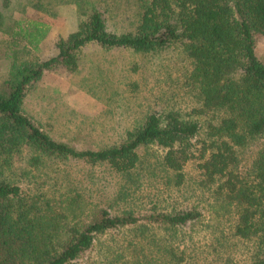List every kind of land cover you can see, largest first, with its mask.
I'll return each instance as SVG.
<instances>
[{
  "label": "trees",
  "instance_id": "1",
  "mask_svg": "<svg viewBox=\"0 0 264 264\" xmlns=\"http://www.w3.org/2000/svg\"><path fill=\"white\" fill-rule=\"evenodd\" d=\"M136 2L135 26L122 31L110 29L106 10L80 5L83 18L77 29L60 38L58 53L45 60L21 53L39 50L50 25L38 19L15 20L13 60L0 83V264H84L81 259L97 238L112 229L146 223L174 232L197 220L201 212L194 208L138 214L112 213L100 206L84 211L77 205L70 206L75 218L63 221L65 214L45 194L24 192L21 176L49 161L106 163L127 172L137 166L139 148L151 144L165 149L163 162L175 172L176 183L183 181L190 159L201 160L202 184L217 183V193L235 207V234L256 241L249 264H264V143L252 165L238 169V148L264 135V61L255 51V34L264 35V0ZM33 3L47 9L41 1ZM6 22L0 8V30ZM90 43L140 53L181 46L192 63L188 77L202 100L196 113L219 114L217 122L208 123L202 146L194 142L202 123L174 109L149 112L126 129L121 140L97 149H79L37 124L25 111L27 92L46 71L77 70L82 49ZM20 168L22 173L17 172ZM171 253L177 261L184 259L183 253Z\"/></svg>",
  "mask_w": 264,
  "mask_h": 264
},
{
  "label": "rangeland",
  "instance_id": "2",
  "mask_svg": "<svg viewBox=\"0 0 264 264\" xmlns=\"http://www.w3.org/2000/svg\"><path fill=\"white\" fill-rule=\"evenodd\" d=\"M41 1L47 9L33 2ZM80 5L105 11L111 30L133 28L136 0H0L7 22L0 30V83L12 64V26L19 18L38 19L50 25L39 50L21 56L48 59L58 53L57 41L75 31L83 18ZM255 51L264 61V35L255 34ZM191 60L181 46L140 53L129 48H104L96 43L83 47L79 68L46 71L27 92L24 107L33 120L53 137L79 149H97L113 143L125 130L141 123L151 111L174 109L185 118L202 123L194 139L198 147L208 139L207 125L217 122L218 112L197 114L202 106L199 89L189 79ZM264 143V135L238 148V169L246 171ZM140 160L130 171L109 164L83 160H53L31 169L22 179L24 192L45 194L63 221L75 218L72 208L98 206L112 213L194 208L197 220L173 230L159 225L128 226L100 235L81 259L84 264H249L254 238L235 234V207L217 193V183L202 184L198 157L184 166V179L164 165L165 149L142 146ZM199 151L196 152L198 154ZM22 173L21 168L17 170ZM71 206V207H70ZM81 210V209H80ZM76 212H79L78 210ZM145 225V226H144ZM184 254L177 261L171 253Z\"/></svg>",
  "mask_w": 264,
  "mask_h": 264
}]
</instances>
